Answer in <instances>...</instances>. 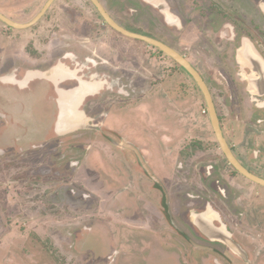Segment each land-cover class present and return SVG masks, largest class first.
<instances>
[{
    "label": "flooded vegetation",
    "instance_id": "obj_1",
    "mask_svg": "<svg viewBox=\"0 0 264 264\" xmlns=\"http://www.w3.org/2000/svg\"><path fill=\"white\" fill-rule=\"evenodd\" d=\"M163 2L167 6L166 13L160 12L147 0H0V15L15 24L25 26L41 16L34 25L22 29H15L0 19V38L10 41L11 45L17 43L21 48L17 64L10 65L15 63L14 59L10 61L7 56L0 57V71L4 75L0 78V115L6 123L0 128V154L7 153L2 142H12L15 149L24 153L40 152L51 144L53 150L60 148L62 159H65L69 145L73 147L72 151L91 150L90 147L73 145L77 135L94 134L120 153L122 161L136 178L131 185L133 193L136 197L146 198L148 205L143 215L145 211L138 209L136 199L127 200L125 180L121 175L114 181H101L103 188L115 184L121 194L120 199L131 203V215L142 220L152 217L149 222L154 223V215L158 213L189 248L220 255L224 264H233L231 257L242 259L245 264H254L246 242H241L236 231H232V222L239 223L238 220L243 219V229L247 234L257 233L264 245V186L242 175L223 152L208 100L195 78L159 48L125 35L110 22L131 34L164 44L194 68L206 85L223 138L233 156L246 171L264 180V0H177L175 6L171 0ZM139 43L154 49L167 64L170 61L175 64L174 69L179 74L172 82L163 84L165 95L160 103L156 101L154 105L165 103V116L158 123L163 132L150 146L153 151L160 149L163 169L156 162L155 165L148 152L145 153L141 144L135 141L137 134L127 136L120 121L112 128L105 123L110 114L104 109L112 101L108 94H114L116 90L124 97V102L133 101L137 100V86L145 84L148 93L154 84L147 68H138L136 63L132 64L131 58L122 59L123 51L131 52ZM149 57L153 58V52ZM135 60L138 61L137 58ZM168 70L169 67L166 72ZM179 71L196 84L197 94L205 108L204 119L210 123L208 129L212 130L213 138L199 133L187 143L180 140L184 129L179 115H173L176 111L169 106L171 102L179 110L178 114L184 111L185 82ZM122 82L128 84L129 90L125 94H121ZM153 99L156 98L148 100ZM153 110L154 107L150 108L151 114L148 112L146 117L149 125L158 120L153 116ZM34 124L43 127L37 131ZM15 125L17 132L7 134ZM128 125L130 128L131 123ZM134 130L138 131L136 127ZM215 148L219 150L218 155L212 154ZM138 153L159 182L145 171ZM92 154H88V164L92 165V157L102 166L97 157L100 153ZM171 154H176L175 172L204 171L207 174L205 179L213 177L218 184L226 180L228 186L225 188L216 183L213 188L211 186L215 196L224 201L228 213L226 219L216 203H210L207 197L199 194L191 195L179 190L180 183L174 180L177 191L172 192L165 176ZM225 171H231V174L224 175ZM139 176L151 183L148 185L146 182L144 191L138 186ZM67 193L71 197L74 195L72 190ZM65 200L69 202L68 197ZM186 201H191V209H184ZM214 229H225L245 257L235 254L222 243ZM75 233L72 229L67 232V240H77ZM8 245L9 241L2 242L0 247L3 249ZM70 245L71 249L74 248ZM135 246L126 247H131L128 251L133 248L139 251V245ZM120 252L115 254L114 261H118L122 255ZM132 252L131 259L136 256V252ZM213 263L221 264L217 259ZM0 264L31 262L18 261V255L11 258L2 255ZM257 264H264V256Z\"/></svg>",
    "mask_w": 264,
    "mask_h": 264
},
{
    "label": "rangeland",
    "instance_id": "obj_2",
    "mask_svg": "<svg viewBox=\"0 0 264 264\" xmlns=\"http://www.w3.org/2000/svg\"><path fill=\"white\" fill-rule=\"evenodd\" d=\"M171 3L175 6L178 2L171 0ZM18 45L17 43L11 45L10 41H3L0 38V57L7 56L10 61L15 60V63L10 65L17 64L21 52ZM123 52L122 59L131 58L132 64L136 63L138 68H147L150 71L154 84L150 92L147 93L145 84L140 85L139 83L140 86H137L135 95L137 100L133 101L124 102V97L118 95L116 90L114 94H108L112 101L104 109L107 114H110L105 123L112 128L120 121L126 129L124 130L127 136L134 137L137 134L135 141L141 144L145 153L148 152L147 155L151 161L155 165L158 163V166L163 169L160 149L153 151L150 146L152 142L158 141L156 137H160L163 132L161 124L158 123L162 122L161 119L165 116V103L154 105L156 101L160 103L161 98L165 95L163 84L167 81L172 82L178 78L179 74L174 69L175 64L171 61L170 64H167L165 58L144 44H137V48H132L131 52L129 50ZM150 52H153L152 59H149ZM136 58L138 61L135 60ZM167 67H169L168 72H166ZM179 73L182 74L181 71ZM1 74L2 71H0V78H3L4 75ZM182 76L185 82L184 111L181 110L178 114L179 110L169 102L170 109L176 111L173 115H179V121L184 129L180 140L187 143L190 138L199 133L213 138L212 130L208 129L210 123L205 122L204 119L203 110L205 108L197 94L196 84L188 75L183 73ZM126 85H128L126 82H122L121 94L128 92L129 89ZM142 87L146 93L142 91ZM149 98L156 99L148 100ZM126 106L128 108H123ZM152 107H154L153 116L158 120L149 125L146 117ZM129 123H131L130 128H128ZM136 123H140L135 125L138 131L134 130L133 124ZM23 124L26 125L25 122ZM5 125L1 116L0 128ZM16 126L10 128L7 134L14 135L17 132ZM33 126L37 131L43 127L36 124ZM76 137L73 145L90 147L91 150L72 151L73 147L69 145L66 151L69 154L65 159H62L60 148L53 150L51 144L48 147L45 146L40 152L24 153L15 149L14 143L2 142L7 153L0 154V244L9 241V245L5 246L6 249L3 247L4 251L0 247V258L2 255H8L10 258L18 255V261L24 259L31 264H34V261L38 264H72V262L73 264H214V259L224 264L220 255L203 253L189 248L168 227L160 214L154 215V223L153 221L149 222L152 217L142 220L131 215L132 205L127 200L136 199L138 209L145 211L143 215L146 214L145 207L148 204L145 202V197H136L133 193L131 185L134 184L136 178L122 161L120 153L113 145L97 138L94 134L83 136L79 134ZM26 148L24 147V149ZM95 151L100 154L97 155ZM91 152L94 153L92 155H97L100 158L102 166H100L99 160H94L92 157L90 160L92 165L88 164L87 158ZM212 154L218 155L219 150L215 148ZM56 155H58L57 159H55ZM175 157L176 154L170 155L169 170L165 172L168 185L173 189L172 192L177 191V187L173 183L174 180L175 183H180L179 190L185 193L189 192L191 195L199 194L204 198L207 197L210 203H216L225 218L228 213L223 204L224 201L220 196H215L211 186L213 188V185L217 184L225 188L228 186L226 180H222L218 184L216 183L217 179L213 177L205 179L204 176L207 174L204 171L199 173L195 171L175 172ZM161 169H159L160 173L163 174ZM223 173L227 175L231 174V171ZM120 175L123 181L125 180L127 200L120 199L119 195L121 194L119 190L117 191L115 184H108L106 188L102 187L104 185L101 183L102 180L114 181ZM138 179V186L143 191L146 188V182L148 185L151 184L141 176ZM70 190L74 192L72 197L67 193ZM239 196L242 195L239 194ZM66 197L69 198L68 203L65 200ZM83 197L86 199L82 200ZM54 200L58 201L55 203ZM191 207V201H186L184 209H191ZM238 214H240L239 210ZM238 221L239 223L232 222V231H236V236L241 242H246V248L251 251V260L257 264L264 256L262 237L255 232L248 235V232L243 229V219L240 218ZM166 228L168 231H164ZM71 229L72 232L76 231L75 235H77V240L74 239L75 241L72 242L67 240L69 236L66 234ZM246 238L249 239L247 240L249 242L246 241ZM70 244L74 248L71 249ZM132 244L133 247L139 245V251L134 248L128 251L131 247L126 246ZM219 248L225 253L223 248ZM117 249L122 252H120L122 255L116 262L114 257L119 252ZM149 249L156 250L155 252H145ZM131 252H136V256L132 259L129 258ZM231 260L233 264H245L242 259L231 257Z\"/></svg>",
    "mask_w": 264,
    "mask_h": 264
},
{
    "label": "water",
    "instance_id": "obj_3",
    "mask_svg": "<svg viewBox=\"0 0 264 264\" xmlns=\"http://www.w3.org/2000/svg\"><path fill=\"white\" fill-rule=\"evenodd\" d=\"M148 2H150L151 4L154 5L155 8H157L160 12L162 13H166L167 12V6L163 1L160 0H147ZM49 6V5H48ZM47 6V8H48ZM46 8V9H47ZM46 9L44 10V12L46 11ZM44 12L42 13V15L44 14ZM41 16L37 17L34 21H32L30 24L27 25H19V24H15L13 22L8 21L7 19L3 18L0 15V19L3 20L5 23H7L8 25H10L11 27L15 28V29H22V28H27L29 26L34 25L40 18ZM114 27H116L119 31L123 32L125 35L137 38L139 40H142L144 42L150 43L153 46L159 48L160 50H162L163 52H165L166 54H168L172 59H174L179 65L183 66L197 81V83L201 86L203 92L206 95V98L208 100L209 103V107H210V111H211V117H212V121H213V125L217 134V137L220 140L223 152L226 154L227 158L229 159V161L235 166V168L245 177H247L248 179H250L251 181L259 184V185H263L264 186V180L259 179L258 177L250 174L248 171H246L239 163L238 161L235 159V157L233 156L231 150L229 149V147L227 146L220 126H219V121H218V117L216 115L214 106L211 102V98L210 95L208 93V90L206 88V85L204 84L202 78L199 76V74L194 70V68H192V66L183 58L181 57L179 54H177L176 52H174L172 49L168 48L167 46H165L164 44L149 39L147 37L141 36V35H136V34H131L127 31H124L121 28H118L117 26H115L112 22H110ZM1 117V115H0ZM130 148L134 149L135 151H137L134 147L130 146ZM138 152V151H137ZM139 155V153H138ZM139 159L141 161V164L143 166V168L145 169L146 172H148L150 174L151 177H153L157 182H159L155 176L153 175V173L151 172V170L149 169L148 165L146 164V162L144 161V159L139 155ZM215 230V229H214ZM217 231V230H215ZM218 234V238L219 240L224 243L225 245H227L235 254L245 257L243 251L241 250V248L237 245V243H235V241L232 240L231 236L229 234H227L226 230H218L217 231Z\"/></svg>",
    "mask_w": 264,
    "mask_h": 264
},
{
    "label": "bare ground",
    "instance_id": "obj_4",
    "mask_svg": "<svg viewBox=\"0 0 264 264\" xmlns=\"http://www.w3.org/2000/svg\"><path fill=\"white\" fill-rule=\"evenodd\" d=\"M43 89V88H42ZM65 97V96H64ZM45 102V101H44ZM72 109V111H75V108L74 107H72L71 108ZM41 112H42V110H41ZM44 114V113H43ZM41 116V115H40Z\"/></svg>",
    "mask_w": 264,
    "mask_h": 264
}]
</instances>
